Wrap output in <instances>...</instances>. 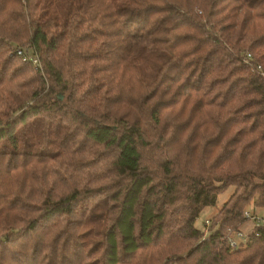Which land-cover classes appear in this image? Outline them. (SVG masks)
<instances>
[{
    "label": "trees",
    "instance_id": "16d2710c",
    "mask_svg": "<svg viewBox=\"0 0 264 264\" xmlns=\"http://www.w3.org/2000/svg\"><path fill=\"white\" fill-rule=\"evenodd\" d=\"M250 202L264 0H0V264H264Z\"/></svg>",
    "mask_w": 264,
    "mask_h": 264
},
{
    "label": "rangeland",
    "instance_id": "374dc122",
    "mask_svg": "<svg viewBox=\"0 0 264 264\" xmlns=\"http://www.w3.org/2000/svg\"><path fill=\"white\" fill-rule=\"evenodd\" d=\"M25 45L26 44L24 43L21 44L22 48H25L26 47ZM233 191H234V187L232 186L228 187L226 190H224L217 196L215 205L204 208L195 222L196 227L204 230L205 229L204 221L206 219L207 220L210 219L216 214V212L221 208V206L225 203V201L229 198V196L232 194ZM97 202L98 199L94 197L90 200H87L85 202V205L88 206L89 210H91L94 208ZM244 210L250 211L251 214H255L258 217H264V210H261L258 207H253L251 202L244 207ZM253 226H254V221L252 219H247L240 225V231L243 232L245 235H249L253 230ZM80 230L85 231L86 229H80ZM96 240L98 239L94 238L93 242H95ZM94 256H98V255L96 254Z\"/></svg>",
    "mask_w": 264,
    "mask_h": 264
},
{
    "label": "built area",
    "instance_id": "2783aa9c",
    "mask_svg": "<svg viewBox=\"0 0 264 264\" xmlns=\"http://www.w3.org/2000/svg\"><path fill=\"white\" fill-rule=\"evenodd\" d=\"M16 54L20 57L23 58V60L29 62L33 67H38L40 66L39 64V60L38 58L30 53L26 52V48H22V47H18L16 49ZM249 57V56H248ZM243 216L247 219H252L254 221V223L259 226H264V217H258L255 214H251L250 211L244 210L243 211ZM210 219H206L204 221V235H206L207 233V228L209 226V222ZM248 240V235H245L243 232L241 231H233L230 232L227 237H226V244L230 247V248H236L241 246L242 244H245Z\"/></svg>",
    "mask_w": 264,
    "mask_h": 264
},
{
    "label": "water",
    "instance_id": "95a60500",
    "mask_svg": "<svg viewBox=\"0 0 264 264\" xmlns=\"http://www.w3.org/2000/svg\"><path fill=\"white\" fill-rule=\"evenodd\" d=\"M59 98L61 99V98H62V96H59Z\"/></svg>",
    "mask_w": 264,
    "mask_h": 264
}]
</instances>
